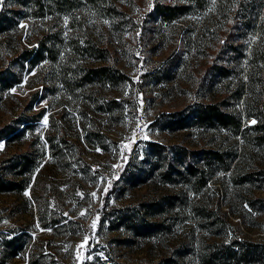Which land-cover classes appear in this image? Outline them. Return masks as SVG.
<instances>
[{
  "label": "rangeland",
  "instance_id": "obj_1",
  "mask_svg": "<svg viewBox=\"0 0 264 264\" xmlns=\"http://www.w3.org/2000/svg\"><path fill=\"white\" fill-rule=\"evenodd\" d=\"M158 1L68 0L62 9L0 0V264H217L200 257L213 240L264 246V144L255 133L164 126L165 116L206 93L200 76L218 47L221 8L210 0L204 11L162 23L151 15ZM257 36L251 29L240 40V67ZM44 39L51 51L31 65L23 55ZM94 43L109 47L128 80L111 88L80 81L81 67L102 61L89 54ZM201 136L236 155L196 194L158 171L126 179L147 165L149 142L192 147ZM247 171L255 176L243 182ZM196 205L224 210L227 230L216 234ZM123 213L158 219L165 232L135 234Z\"/></svg>",
  "mask_w": 264,
  "mask_h": 264
},
{
  "label": "trees",
  "instance_id": "obj_2",
  "mask_svg": "<svg viewBox=\"0 0 264 264\" xmlns=\"http://www.w3.org/2000/svg\"><path fill=\"white\" fill-rule=\"evenodd\" d=\"M22 6L50 4L62 8L68 0H16ZM210 0H175L158 1L153 5L151 15L162 23H169L191 11H204ZM222 14V24L217 28L221 34L217 41L215 54H211V61L207 62L202 72L201 82L206 93L200 101L190 103L181 110H176L164 117V126L172 130L188 127L214 131L215 133L227 132L231 135L245 136L250 131L255 133V142L264 144V0H216L215 2ZM110 14H113L110 9ZM230 25V26H229ZM224 26V27H223ZM231 27V28H230ZM233 29V30H231ZM251 29H256L257 40L251 47L246 69L237 65L243 52L240 42ZM89 54L96 60H102L98 64L81 67L78 70L81 82L93 87L111 88L128 80V76L111 61L109 47L97 43L88 45ZM51 49L47 40H42L39 46L25 51L23 57L30 64L38 62L44 52ZM23 54V52H22ZM170 60L166 71L174 69V61ZM241 72V73H240ZM238 77V82L233 89L222 87L217 91L214 88L225 79ZM69 84L68 79L63 80ZM257 94L256 100L251 103L249 93ZM243 105V106H241ZM252 118L255 123L245 125L243 119ZM203 144L192 147L186 145H162L149 142V160L147 165L131 171L126 179L132 182L142 180L149 172L158 171L164 181L174 183L182 181L188 185L191 192L196 194L210 178L218 172H227L236 155V148H228L220 145L212 137L201 136ZM255 173L247 171L243 176V182L253 179ZM171 200L158 203L159 210ZM196 210L204 214L208 224L214 228L216 234L224 233L228 228L229 219L225 211L216 206H195ZM122 221L129 220L135 234L146 235L151 233H163L164 226L158 219L148 220L145 215L134 217L122 215ZM201 260L216 262L217 264H238L240 262L259 261L264 259V246L245 238L233 237L229 243L213 240L204 250ZM166 262H165V261ZM164 263L179 264L177 257H166Z\"/></svg>",
  "mask_w": 264,
  "mask_h": 264
},
{
  "label": "snow or ice",
  "instance_id": "obj_3",
  "mask_svg": "<svg viewBox=\"0 0 264 264\" xmlns=\"http://www.w3.org/2000/svg\"><path fill=\"white\" fill-rule=\"evenodd\" d=\"M47 119V117H45V120ZM253 123H255V121H253ZM90 258V257H89Z\"/></svg>",
  "mask_w": 264,
  "mask_h": 264
}]
</instances>
